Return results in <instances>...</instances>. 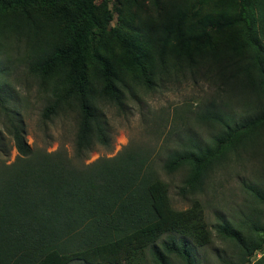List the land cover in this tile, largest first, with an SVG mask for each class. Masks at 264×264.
<instances>
[{
	"label": "trees",
	"instance_id": "16d2710c",
	"mask_svg": "<svg viewBox=\"0 0 264 264\" xmlns=\"http://www.w3.org/2000/svg\"><path fill=\"white\" fill-rule=\"evenodd\" d=\"M43 3L61 5L62 22L73 33L70 44L57 53L65 65L43 116L51 118L67 106L76 111L75 154L83 159L96 145L108 147L112 141L99 101L122 108L129 88L112 60L93 46L97 0H0V10ZM236 12L232 19L217 12L210 22L233 26L236 42L229 54L237 77L253 73L264 94V0H237ZM204 35L209 43L210 35ZM122 46L125 60L138 69L139 81L151 85V69L140 54ZM90 58L100 64L94 77H89ZM263 104L258 102L256 115L245 118L221 110L201 113L221 126L218 138L207 143L189 133L159 163L168 174L185 172L181 196L203 191L212 165L224 158L230 144L248 142L264 154ZM0 105L10 110L1 88ZM8 130L18 156L0 167V264H136L146 254L153 264H174L176 259L202 264L197 247L211 240L202 203L195 200L186 210L172 206L151 146L132 143L115 156L78 165L63 150H33L17 114L10 117ZM253 193L264 203V191L254 188ZM214 228L238 250L237 260L225 264H264L260 215L240 221L218 216ZM257 252L262 257L251 263Z\"/></svg>",
	"mask_w": 264,
	"mask_h": 264
},
{
	"label": "rangeland",
	"instance_id": "374dc122",
	"mask_svg": "<svg viewBox=\"0 0 264 264\" xmlns=\"http://www.w3.org/2000/svg\"><path fill=\"white\" fill-rule=\"evenodd\" d=\"M97 4L93 46L112 60L129 88L122 108L99 101L111 127L110 146L96 145L87 157L78 159L76 111L67 106L51 118L43 116L65 65L57 53L70 44L73 34L62 22L61 5L12 7L0 10V88L10 109L0 105V167L18 156L8 130L14 114L23 120L33 150H63L78 165L115 156L132 143L151 146L172 206L186 210L195 200L202 203L211 240L197 247L201 263L236 261L238 250L214 226L218 216L234 221L255 215L264 218V203L253 193L254 188L264 191V154L259 147L230 144L195 196L179 194L184 171L168 174L159 163L189 133L207 143L218 138L221 126L203 119V111L221 110L245 118L256 115L258 102L264 103L253 73L237 77L236 61L229 54L236 42L233 26L210 22L217 19V12L234 18L237 0H97ZM122 44L134 48L151 69V85L139 81L138 69L125 60L127 49ZM88 67L89 77H94L100 64L90 58ZM262 255L257 252L251 263ZM136 264L153 263L146 254ZM174 264L182 263L176 259Z\"/></svg>",
	"mask_w": 264,
	"mask_h": 264
}]
</instances>
